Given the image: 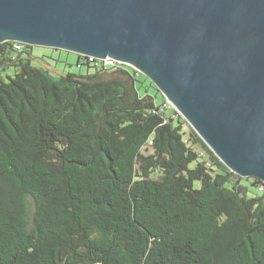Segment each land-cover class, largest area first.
Wrapping results in <instances>:
<instances>
[{
  "label": "trees",
  "instance_id": "1",
  "mask_svg": "<svg viewBox=\"0 0 264 264\" xmlns=\"http://www.w3.org/2000/svg\"><path fill=\"white\" fill-rule=\"evenodd\" d=\"M31 48L0 44V264H264L262 180L135 68L55 78Z\"/></svg>",
  "mask_w": 264,
  "mask_h": 264
},
{
  "label": "water",
  "instance_id": "2",
  "mask_svg": "<svg viewBox=\"0 0 264 264\" xmlns=\"http://www.w3.org/2000/svg\"><path fill=\"white\" fill-rule=\"evenodd\" d=\"M148 77L235 174L264 182V0H0V44Z\"/></svg>",
  "mask_w": 264,
  "mask_h": 264
},
{
  "label": "rangeland",
  "instance_id": "3",
  "mask_svg": "<svg viewBox=\"0 0 264 264\" xmlns=\"http://www.w3.org/2000/svg\"><path fill=\"white\" fill-rule=\"evenodd\" d=\"M29 51L32 54L33 65L48 70L50 74L55 78H58L62 74L71 73L79 75L87 73L88 69L86 66L78 65L79 55L74 52L43 46H32L31 50ZM9 73L12 74L13 70H10ZM7 74L8 73L1 72L0 78H5ZM149 81L152 82L150 79ZM150 91L151 93H155V89L153 87L150 89Z\"/></svg>",
  "mask_w": 264,
  "mask_h": 264
},
{
  "label": "built area",
  "instance_id": "4",
  "mask_svg": "<svg viewBox=\"0 0 264 264\" xmlns=\"http://www.w3.org/2000/svg\"><path fill=\"white\" fill-rule=\"evenodd\" d=\"M17 49H21L20 46H17ZM90 61L91 62H94V61H97L101 64H103L105 67H112V66H116L117 64H124V65H128L130 67H132L131 65L129 64H126L124 62H120L118 60H115V59H111V58H106V59H98L96 57H89ZM133 68V67H132ZM141 73V72H140ZM169 103V102H168ZM170 104V103H169ZM173 108H175L172 104H170ZM176 109V108H175Z\"/></svg>",
  "mask_w": 264,
  "mask_h": 264
},
{
  "label": "bare ground",
  "instance_id": "5",
  "mask_svg": "<svg viewBox=\"0 0 264 264\" xmlns=\"http://www.w3.org/2000/svg\"><path fill=\"white\" fill-rule=\"evenodd\" d=\"M134 68V67H133ZM137 70V69H136ZM139 71V70H138ZM140 72V71H139Z\"/></svg>",
  "mask_w": 264,
  "mask_h": 264
}]
</instances>
